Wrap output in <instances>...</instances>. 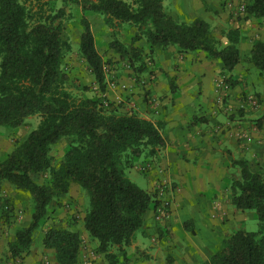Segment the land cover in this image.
<instances>
[{
	"label": "trees",
	"instance_id": "16d2710c",
	"mask_svg": "<svg viewBox=\"0 0 264 264\" xmlns=\"http://www.w3.org/2000/svg\"><path fill=\"white\" fill-rule=\"evenodd\" d=\"M60 1L61 5L58 0H0V126L18 128L30 116L40 117L37 127L0 162V186L9 181L33 197L31 220L17 229L8 249L14 259L28 255L49 205L76 183L88 198L85 230L109 264H118L114 248L126 258L125 247L133 243L146 213L157 204L156 192L138 185L126 171L145 153L155 154L166 140L160 126L138 112L121 113L119 105L105 96L80 97L67 88L64 58L72 45L66 22L73 17L69 7H81L80 53L102 92L107 88L105 62L89 14L103 16L113 30L110 48L138 71L147 68L144 49L137 44L144 40L150 56L157 47L176 45L179 52L204 51L221 59L223 69L230 72L241 61V32L228 30V43L221 45L209 22L175 19L166 11L165 0ZM246 13L264 18V0L246 2ZM126 23L136 28L129 45L116 33ZM250 61L264 72V40L254 42ZM170 86L175 91L173 79ZM64 137L71 143L60 164L54 165L51 151ZM234 164L240 175L232 176V205L237 212L255 210L259 229L240 227L200 264H264V164L254 169L246 158ZM46 173L48 182L35 180L34 175ZM1 199L0 219L8 221L13 209ZM189 224L186 229L195 234ZM81 243L79 230L71 225H51L43 237L44 246L56 251L58 264H79Z\"/></svg>",
	"mask_w": 264,
	"mask_h": 264
},
{
	"label": "crops",
	"instance_id": "0c3cea01",
	"mask_svg": "<svg viewBox=\"0 0 264 264\" xmlns=\"http://www.w3.org/2000/svg\"><path fill=\"white\" fill-rule=\"evenodd\" d=\"M249 1L164 2L166 11L180 21L202 19L213 25L225 24L239 29L242 32L238 43L241 61L228 72L223 69L221 59L211 58L204 51L179 52L176 45H170L165 50L163 47L156 48L162 70L151 85L149 100L144 101L145 96L141 95L140 89L130 96V100L132 111L160 126L166 145L155 154L145 153L137 158L132 168L143 175L147 184L145 189L157 192L164 188V198L171 199L173 215L167 224H171L168 228L172 229V235L156 241L162 223L155 219L154 206L146 213L144 225L133 243L125 247L128 261L118 254L122 258L118 264H191L194 260L208 261L220 247L213 243L216 232H213L215 226L212 224L223 219H230V225L236 224V221L241 224L245 219L244 212H237L231 202L232 176L240 175L234 161L246 158L264 162V130L228 119V115L235 113L243 102L240 101L238 87L229 89L220 84L225 76L250 84L254 80H263L264 74L260 76L254 64L245 60V53L250 54L252 49V44L246 38L264 31V18L248 16L246 12L238 13L239 6ZM256 36L264 40V36ZM172 79L175 91L170 86ZM121 93H110L111 101L120 100L123 97ZM78 190L81 191L80 186L74 183L68 194V197L76 199L75 203ZM85 212L80 214L78 228L75 224L71 226L82 229L88 235L84 226ZM31 214L32 210L26 214L23 220L26 224L23 226L29 224ZM186 222L194 223L192 228L195 234L186 229ZM206 222L211 224L210 232L207 237L203 235L200 238L199 245L193 237ZM45 231L46 228L40 241L32 244L30 253L19 259V264H41L43 259H48L49 264H58L56 251L43 244ZM7 235L0 232V264H16L8 249ZM14 239L15 235L11 236V241ZM166 255H171V263L165 258Z\"/></svg>",
	"mask_w": 264,
	"mask_h": 264
},
{
	"label": "rangeland",
	"instance_id": "374dc122",
	"mask_svg": "<svg viewBox=\"0 0 264 264\" xmlns=\"http://www.w3.org/2000/svg\"><path fill=\"white\" fill-rule=\"evenodd\" d=\"M61 4L62 2L58 0L57 5ZM69 10H71L73 17L70 20L68 19L66 22V37L69 39L72 45L71 49L67 52L64 58V70L69 75V79L66 83L67 88L76 96H105L108 99H110V93L120 91L122 92L121 94L123 97H121L120 100L115 101V103L119 105V111L121 113L132 111V101L130 100V96L135 95L136 92H138L137 90L139 89L142 90L141 95L145 96L144 101L148 102V95H150L151 93V85L158 79V74L162 70L159 59L160 54L158 53V51L156 50V52L151 56L148 55L149 49L145 41H139L137 44L144 49V62L147 68L145 71H138L136 68L130 66L128 61L126 59H123L120 54L116 53L113 49L110 48L109 44L113 40V30L106 26L103 16L100 14H89L87 17L90 21L91 29L94 34L96 47L99 53L103 56V60L105 62L104 67L107 80V88L105 92H102L100 86L95 80V76L91 72L88 62L80 53V36L82 33L81 18L83 17L81 7L79 5H72L71 8L69 7ZM210 25L220 44H227V32L228 30L233 28H230L225 24ZM135 32L136 28L133 25L127 23L123 24L116 31L118 38L126 45H129L131 43L132 37ZM256 34L264 36V31L254 33L253 35L251 34L246 38V40L249 41L252 46L255 41L263 40L262 38L257 37ZM245 60L250 61V54L245 53ZM254 67L257 68L255 65ZM257 70L259 69L257 68ZM259 72L260 76H263L264 72H261L260 70ZM224 80L229 89L237 87L239 88V98L241 103L243 102V106H239L236 109L235 113L229 114L228 119L232 122H241L237 124L247 123L252 128L264 130V77L263 80H254L251 82V84L249 82H238L233 78L230 79V77L227 76L224 77ZM112 84L115 85L112 86ZM254 99L257 100V105L253 103ZM232 106L234 107L236 105ZM39 121L40 117L38 115H33L30 116L25 121V123L18 128L0 126V162H2L7 157V155L19 142L25 139V137L37 127ZM71 140L72 139L70 137H64L53 147L51 154L53 156L54 165H59L63 160L66 150L71 143ZM250 163L254 169H257L264 164V162L262 163L261 161H256L255 159H250ZM126 173L134 182H136L141 187L145 188L147 186L143 175L138 173L135 169L129 168L127 169ZM34 178L40 183L48 182L47 173L34 175ZM70 192L68 194H70ZM77 193V203L74 202V200L76 199H74V197H68V194L51 202L46 219L35 233L36 242H39L41 237L43 236L44 228L47 229L51 225L75 224V226L78 228L79 221L81 220L80 214L86 211V208L88 206V198L86 193L82 189L81 191L78 190ZM155 196L157 200L155 208L160 206L164 202H171L170 198L164 199L159 191L156 192ZM0 198H2V201L8 200V204L12 206L13 209L10 220L6 221L0 219V226H4L0 227V232H2V234H8L7 236L9 237V240L7 242L9 243L11 241V236H14L16 234L17 229L26 224V221L23 220L26 217V214H28V212L30 213V210H32L33 197L29 192L19 190L9 181H4L0 186ZM244 214L245 219L241 224L240 222L236 221V224L233 223L232 225H230L228 224L230 219H223L219 220L217 223H213L212 226H215L213 232H216V239L213 241V243L217 244V246L219 244L220 246L225 237H228L233 232L237 231L240 227H244L249 231L258 230L259 220L257 218L255 210H247L246 212H244ZM69 217L72 218L69 219ZM208 220L212 222L211 219ZM167 222L168 221L160 222L162 224L159 228V231L157 232L156 241L166 238L168 239L172 235V229L168 228L169 226H171V224H167ZM210 222H206L203 227H199L196 237H193L197 244L200 245V238L208 236V233L210 232L209 228L211 227V224L208 223ZM192 224L194 223L190 222L189 226H192ZM202 229H204V231ZM78 230L82 237L79 264H109V261L106 258L105 254L98 251V242L92 239L89 234H84L82 229ZM161 230H163V232ZM114 250L122 256L124 261H128L127 258H124L123 252L116 250V248H114ZM92 251L95 252V255L90 256V252ZM170 256L171 255L165 256V258L169 262ZM122 258H119V261ZM15 260L16 264L20 263L19 258ZM46 260L48 259H43L41 264H43V262ZM180 261L185 262L183 259H180ZM194 261L195 262L191 264H200L207 260Z\"/></svg>",
	"mask_w": 264,
	"mask_h": 264
},
{
	"label": "built area",
	"instance_id": "2783aa9c",
	"mask_svg": "<svg viewBox=\"0 0 264 264\" xmlns=\"http://www.w3.org/2000/svg\"><path fill=\"white\" fill-rule=\"evenodd\" d=\"M245 12H246V3H242L239 6L238 13H245ZM114 85L115 84H112V86H114ZM220 85H221V87L228 88L224 79L221 81ZM253 103L255 105H257L258 102H257V100L254 99ZM159 192H160V194H162V196L164 198V193H166L165 189L162 188L161 191H159ZM164 199H166V198H164ZM170 203H172V201ZM170 203L164 202L160 206L155 208V219L158 222L168 221L171 219L173 212H172V205H170ZM168 205H170V206H168ZM93 255H95V252H93V251L90 252V256H93ZM43 264H49V261L46 260L43 262Z\"/></svg>",
	"mask_w": 264,
	"mask_h": 264
}]
</instances>
